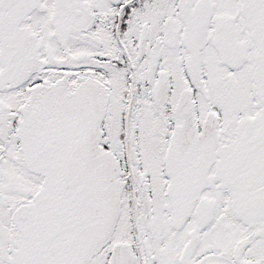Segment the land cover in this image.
I'll return each instance as SVG.
<instances>
[{"label":"snow or ice","instance_id":"1","mask_svg":"<svg viewBox=\"0 0 264 264\" xmlns=\"http://www.w3.org/2000/svg\"><path fill=\"white\" fill-rule=\"evenodd\" d=\"M0 264H264V0H0Z\"/></svg>","mask_w":264,"mask_h":264}]
</instances>
